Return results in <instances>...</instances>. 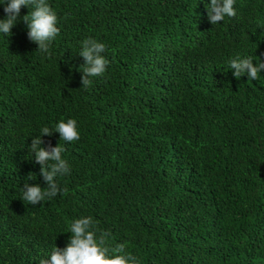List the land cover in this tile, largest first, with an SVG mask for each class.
Returning a JSON list of instances; mask_svg holds the SVG:
<instances>
[{
	"label": "trees",
	"instance_id": "1",
	"mask_svg": "<svg viewBox=\"0 0 264 264\" xmlns=\"http://www.w3.org/2000/svg\"><path fill=\"white\" fill-rule=\"evenodd\" d=\"M47 2L51 55L27 38L31 8L0 34V264H39L82 216L140 264H264V70L229 64L264 62V0L215 25L210 0ZM86 38L109 63L85 88ZM68 119L79 140L40 137L64 148L67 192L30 205L24 183L46 186L31 140Z\"/></svg>",
	"mask_w": 264,
	"mask_h": 264
},
{
	"label": "clouds",
	"instance_id": "2",
	"mask_svg": "<svg viewBox=\"0 0 264 264\" xmlns=\"http://www.w3.org/2000/svg\"><path fill=\"white\" fill-rule=\"evenodd\" d=\"M0 4L5 5L3 12L6 14L4 19H0V34L11 36V29L20 16L22 6L31 8L32 11L23 17L28 29L27 38L38 46L36 51L51 55L50 45L60 30L56 26L57 15L47 0H3ZM234 4L235 0H210L207 7L209 23L215 25L222 22L226 16L235 17ZM105 49V44L96 39L86 38L82 41L78 54L84 61L80 77L82 87L90 85V77H99L105 73L109 63L102 55ZM229 64L235 78L247 73L250 80H256L258 74L264 70V62L259 59L254 65L251 57L237 56L231 59ZM54 132L59 134L60 140L66 142L80 139L76 120L68 119L60 120L54 131L48 127L41 128L40 135L31 140L30 149L34 153L35 163L40 165L39 175L46 186L42 188L39 184L24 183L23 200L30 205L50 200L61 191L67 192V189H61L56 181L57 176L68 174L70 171L67 160L62 158L64 148L59 143L55 147L50 143L47 147L41 146L45 142L40 137H51ZM31 175L33 174H28L29 179ZM98 223L91 216L74 219L70 224L71 235L66 246L64 248L54 246L50 256L40 259L39 264H140L135 255L126 251L124 243L110 246L111 233L99 230Z\"/></svg>",
	"mask_w": 264,
	"mask_h": 264
}]
</instances>
